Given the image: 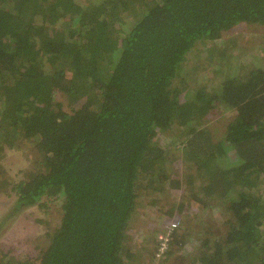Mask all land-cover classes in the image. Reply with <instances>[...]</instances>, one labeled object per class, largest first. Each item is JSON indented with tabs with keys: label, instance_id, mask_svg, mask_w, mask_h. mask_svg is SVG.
<instances>
[{
	"label": "trees",
	"instance_id": "16d2710c",
	"mask_svg": "<svg viewBox=\"0 0 264 264\" xmlns=\"http://www.w3.org/2000/svg\"><path fill=\"white\" fill-rule=\"evenodd\" d=\"M240 25H264V0H0V226L61 203L37 256L1 243L0 264H135L159 246L132 245L143 190L180 193L168 264H264V44L252 64L211 60L215 86L195 78L208 66L183 77Z\"/></svg>",
	"mask_w": 264,
	"mask_h": 264
},
{
	"label": "rangeland",
	"instance_id": "374dc122",
	"mask_svg": "<svg viewBox=\"0 0 264 264\" xmlns=\"http://www.w3.org/2000/svg\"><path fill=\"white\" fill-rule=\"evenodd\" d=\"M131 10L132 11H129L125 17V21L128 24L135 20L138 14L135 13L133 9ZM233 29L235 30V32L232 33L233 35L231 34L235 39L233 45L229 43L227 45L224 38H221L218 41L222 46L226 44V49H220V46L204 48L202 45L194 48L189 56L190 59L184 64L185 70L183 72V77L189 80L192 75L195 74L194 68L196 66H198V69H203L208 66V71H201L200 74L195 76V78L196 80L199 79L205 83V79H207L211 83L209 86H215L216 83L212 82L216 81V70L211 69V66H209L211 60H213L214 65L217 64L219 68H226L227 62L222 58L223 55H228L229 58H234L232 61L233 65L239 66L242 63L252 64L254 60L260 59L262 53L261 47L264 44V25L256 27L240 25ZM235 43L237 44L235 45ZM216 54H218V56ZM57 99L65 105L67 110H71L70 106L67 105V99L65 96L58 95ZM222 122L224 121L222 120L216 124L214 123V125L219 128L217 131L218 135L223 131L221 125ZM179 145L181 144H178V146ZM27 152L26 149H23L13 150L6 153L5 158H3L4 165L12 176H14L20 169L25 170L29 168L31 163L27 158L28 156H26ZM183 161H185V159L182 160L181 163ZM140 194L138 201L141 205L137 209V215L133 219V228H131L129 233H133L134 240L132 245L135 244L137 249H140L141 247L153 248V246L157 245L156 241L159 240L158 237L166 226L178 219L176 216L175 218H171V216H167L164 212L167 208H170L169 203L178 200L180 193L175 190L170 193L165 191L148 193V191L143 190ZM11 205L12 201L11 198H8V194H1L0 217L1 215L6 214ZM215 214H217V209L215 210ZM175 215H177V213ZM204 215L205 214H203V216ZM216 216L218 219L215 218L219 221L216 224L217 229H222L224 227L223 222L219 220L220 218L218 215ZM60 218V201H49L44 210L36 207L30 208L16 217L11 224H8V227L0 226V244L6 243V245H8L7 247L13 249V254L17 256H20V254H29V257L37 256L38 251H36L35 247L37 244H43V242L37 237L49 228L53 229L57 223L60 222ZM39 220H43V222H40ZM192 242L194 241L189 240L185 247V251L189 252L194 248L195 244ZM144 253V256L139 257L135 264H168L166 258L156 255V250L150 252L144 251Z\"/></svg>",
	"mask_w": 264,
	"mask_h": 264
},
{
	"label": "built area",
	"instance_id": "2783aa9c",
	"mask_svg": "<svg viewBox=\"0 0 264 264\" xmlns=\"http://www.w3.org/2000/svg\"><path fill=\"white\" fill-rule=\"evenodd\" d=\"M180 221L176 219V221L171 222L169 225L166 226V228L163 230V232L158 237L159 239V246L156 249V255L161 257L169 248V243L171 240V234L173 231L179 226Z\"/></svg>",
	"mask_w": 264,
	"mask_h": 264
}]
</instances>
